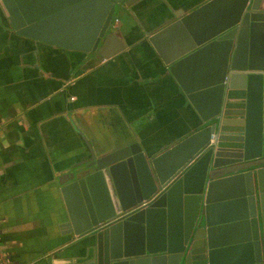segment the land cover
<instances>
[{
  "label": "water",
  "instance_id": "95a60500",
  "mask_svg": "<svg viewBox=\"0 0 264 264\" xmlns=\"http://www.w3.org/2000/svg\"><path fill=\"white\" fill-rule=\"evenodd\" d=\"M44 1L0 0V17L45 41V23L79 9L77 51L104 60L125 48L113 16L139 0ZM175 15L142 33L196 116L158 151L134 138L101 152L86 143L57 177L60 229L93 232L79 264H264V0H205Z\"/></svg>",
  "mask_w": 264,
  "mask_h": 264
},
{
  "label": "crops",
  "instance_id": "0c3cea01",
  "mask_svg": "<svg viewBox=\"0 0 264 264\" xmlns=\"http://www.w3.org/2000/svg\"><path fill=\"white\" fill-rule=\"evenodd\" d=\"M202 1L121 6L114 32L125 48L104 60L77 51L79 9L45 23V41L18 35L0 17V237L18 262L79 264L94 242L93 232L59 227L67 213L57 177L88 155L86 143L101 152L134 138L152 152L186 135L196 113L142 31ZM85 19L86 33L94 31V6Z\"/></svg>",
  "mask_w": 264,
  "mask_h": 264
},
{
  "label": "built area",
  "instance_id": "2783aa9c",
  "mask_svg": "<svg viewBox=\"0 0 264 264\" xmlns=\"http://www.w3.org/2000/svg\"><path fill=\"white\" fill-rule=\"evenodd\" d=\"M117 21V18L115 19ZM213 135H211L212 139ZM0 264H21L18 262L11 253L4 247L0 237Z\"/></svg>",
  "mask_w": 264,
  "mask_h": 264
},
{
  "label": "flooded vegetation",
  "instance_id": "af4514ba",
  "mask_svg": "<svg viewBox=\"0 0 264 264\" xmlns=\"http://www.w3.org/2000/svg\"><path fill=\"white\" fill-rule=\"evenodd\" d=\"M115 15L113 16V18H112V21H111V23H112V25H113V30H114V25L118 22V18H117V21H115Z\"/></svg>",
  "mask_w": 264,
  "mask_h": 264
},
{
  "label": "rangeland",
  "instance_id": "374dc122",
  "mask_svg": "<svg viewBox=\"0 0 264 264\" xmlns=\"http://www.w3.org/2000/svg\"><path fill=\"white\" fill-rule=\"evenodd\" d=\"M118 11V10H117ZM117 13V12H116ZM116 13H115V15H116Z\"/></svg>",
  "mask_w": 264,
  "mask_h": 264
}]
</instances>
